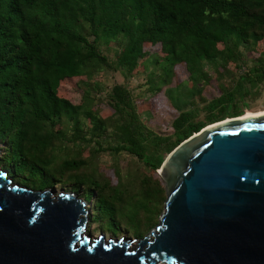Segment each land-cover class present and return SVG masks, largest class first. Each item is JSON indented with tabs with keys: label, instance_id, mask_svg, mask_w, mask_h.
<instances>
[{
	"label": "trees",
	"instance_id": "trees-1",
	"mask_svg": "<svg viewBox=\"0 0 264 264\" xmlns=\"http://www.w3.org/2000/svg\"><path fill=\"white\" fill-rule=\"evenodd\" d=\"M81 21L88 23L91 41L77 31ZM116 37L125 41L116 63L126 72L136 67L145 44H158L163 57L157 65L164 62L161 66L166 74L160 78L162 84L166 83V70L178 63H183L190 82L198 83L202 61L217 60L216 66L235 71L244 68V52L256 58L254 62L261 59L264 48L256 43L264 38V0H0V142L8 145L0 161L13 181L42 190L76 168L77 163L68 159L57 167L51 165L47 149L64 135L62 129L53 126L68 119L72 123L70 139L89 142L105 120L96 117L87 135L76 114L86 110L88 102L74 104L56 88L63 79L100 68L104 58L94 43ZM249 69L254 77L264 78L263 65ZM245 77L252 80L250 75L240 76L236 88L207 104L208 123L248 111L237 110L233 101ZM228 104L231 114L213 119L223 116ZM111 106L117 115L130 119L117 127L123 137L106 149L125 150L156 169L161 157L144 152L142 138L146 134L129 94L119 84L111 88ZM189 117V111L180 110L171 120L175 139L167 153L205 125ZM66 176L74 187L81 184L79 173ZM90 182L101 187L94 179ZM142 184L143 189L133 195L147 196L143 207L156 203L157 189L150 182ZM150 184L152 189L146 193ZM91 195V190L85 191L82 198L86 204ZM111 203L100 196L94 202L104 220L100 226L110 220L106 212L113 210Z\"/></svg>",
	"mask_w": 264,
	"mask_h": 264
},
{
	"label": "water",
	"instance_id": "water-1",
	"mask_svg": "<svg viewBox=\"0 0 264 264\" xmlns=\"http://www.w3.org/2000/svg\"><path fill=\"white\" fill-rule=\"evenodd\" d=\"M165 198L135 246L83 233L86 201L0 169V264H264V113L205 124L161 162Z\"/></svg>",
	"mask_w": 264,
	"mask_h": 264
},
{
	"label": "rangeland",
	"instance_id": "rangeland-1",
	"mask_svg": "<svg viewBox=\"0 0 264 264\" xmlns=\"http://www.w3.org/2000/svg\"><path fill=\"white\" fill-rule=\"evenodd\" d=\"M77 31L87 41H91L92 36L87 22L81 21ZM124 42L120 37L109 39L107 42L96 41L95 49L104 58L100 68L82 76L63 79L56 88L58 94L67 97L74 104L84 100L88 102L87 109L76 114L80 128L87 135L96 117L105 120L103 127L89 142L72 141L71 121L58 120L53 128L62 129L64 135L54 140L51 148L47 150L48 154H51L53 167L59 166L63 159L74 160L77 163L76 168L56 178L50 187L53 191L52 195L72 191L74 188L75 196L78 198H82L86 190L92 192L85 206L88 214L83 233L90 237L103 235L104 240L122 238L130 241V246H135L137 239L156 224L165 198L163 182L158 171L175 139L171 120L181 110L189 111V119L192 121L208 123L207 104L217 99L222 92L236 88L240 76L245 74L250 75L252 80L247 77L241 79L239 94H234L233 98L236 109L241 112L248 110L247 112L251 113L264 111V78L254 77L249 69L253 65L264 66V54L262 53L260 60L254 62L256 58H250L246 52L242 53L244 68L234 69L235 71L224 68L223 70L222 67L216 66L217 63L219 64L217 60L202 61V73L198 83H191L183 63H178L166 70L168 76L165 77L166 83L162 84L160 78L163 79L166 74L161 66L164 62L157 65L163 57L159 45L145 44L136 67L131 72H126L116 63ZM256 44L264 48V38ZM217 47L221 48V44L218 43ZM238 47L241 49L240 45ZM261 68L257 69L261 70ZM115 84L121 85L129 94L137 120L142 124L146 134L142 138L144 152L147 154L153 152L161 157L156 169L147 166L142 159L125 150L106 149L123 137L117 127L130 119L125 114L117 115L111 106V88ZM230 106V104L226 106L223 116L217 115L213 119L229 116L232 112ZM216 111L217 109L213 110ZM7 149L8 145L4 141L0 142V157ZM2 166L0 161V169L4 170ZM70 172L79 173L81 184L74 187L73 181L66 176ZM92 179L101 187L93 186L90 182ZM144 181L152 183L158 191L157 202L147 207H143L144 204L146 205L145 194L134 196L143 189ZM151 189L150 184L146 188V193H150ZM99 196L112 202L110 206L113 208L112 211L106 212V217L110 220L101 226L104 220L100 218V213L94 204ZM140 205H142L141 210H139ZM148 225L151 227L145 229Z\"/></svg>",
	"mask_w": 264,
	"mask_h": 264
},
{
	"label": "bare ground",
	"instance_id": "bare-ground-1",
	"mask_svg": "<svg viewBox=\"0 0 264 264\" xmlns=\"http://www.w3.org/2000/svg\"><path fill=\"white\" fill-rule=\"evenodd\" d=\"M263 113H264V111H261V112H258V113H256V112H254V113L246 112V113H244V114H242V115L234 116V117H242V116L255 115V114H263ZM229 118H231V117H227V118H224V119H229ZM224 119H221V120H224ZM214 122H215V121H214ZM158 172H159V171H158Z\"/></svg>",
	"mask_w": 264,
	"mask_h": 264
}]
</instances>
